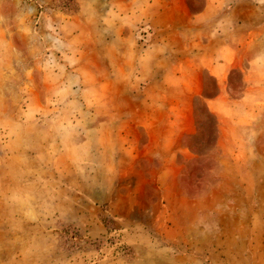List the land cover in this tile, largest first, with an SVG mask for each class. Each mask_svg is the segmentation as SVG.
Masks as SVG:
<instances>
[{
	"label": "rangeland",
	"instance_id": "1",
	"mask_svg": "<svg viewBox=\"0 0 264 264\" xmlns=\"http://www.w3.org/2000/svg\"><path fill=\"white\" fill-rule=\"evenodd\" d=\"M0 264H264V0H0Z\"/></svg>",
	"mask_w": 264,
	"mask_h": 264
},
{
	"label": "trees",
	"instance_id": "2",
	"mask_svg": "<svg viewBox=\"0 0 264 264\" xmlns=\"http://www.w3.org/2000/svg\"><path fill=\"white\" fill-rule=\"evenodd\" d=\"M182 184H183V187L187 190L188 189V182H187V180H186V177H184L183 179H182Z\"/></svg>",
	"mask_w": 264,
	"mask_h": 264
},
{
	"label": "crops",
	"instance_id": "3",
	"mask_svg": "<svg viewBox=\"0 0 264 264\" xmlns=\"http://www.w3.org/2000/svg\"><path fill=\"white\" fill-rule=\"evenodd\" d=\"M226 57H229L228 55H226ZM233 57V56H232Z\"/></svg>",
	"mask_w": 264,
	"mask_h": 264
}]
</instances>
